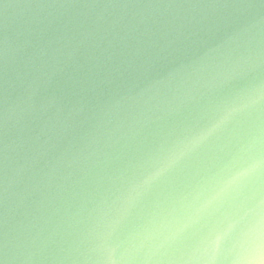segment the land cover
<instances>
[{
    "label": "clouds",
    "instance_id": "obj_1",
    "mask_svg": "<svg viewBox=\"0 0 264 264\" xmlns=\"http://www.w3.org/2000/svg\"><path fill=\"white\" fill-rule=\"evenodd\" d=\"M0 15V264H264V0Z\"/></svg>",
    "mask_w": 264,
    "mask_h": 264
},
{
    "label": "water",
    "instance_id": "obj_2",
    "mask_svg": "<svg viewBox=\"0 0 264 264\" xmlns=\"http://www.w3.org/2000/svg\"><path fill=\"white\" fill-rule=\"evenodd\" d=\"M12 3L20 4V5H26V4H35L40 2H45V0H11ZM76 3H148L151 2V0H75ZM6 28L5 23L3 20L2 15H0V39H2L6 35Z\"/></svg>",
    "mask_w": 264,
    "mask_h": 264
}]
</instances>
